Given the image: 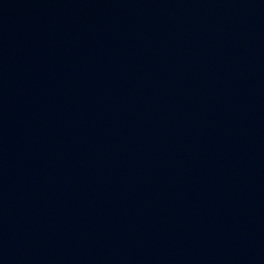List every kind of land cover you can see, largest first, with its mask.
<instances>
[{
  "label": "water",
  "instance_id": "1",
  "mask_svg": "<svg viewBox=\"0 0 264 264\" xmlns=\"http://www.w3.org/2000/svg\"><path fill=\"white\" fill-rule=\"evenodd\" d=\"M0 264H264V0H0Z\"/></svg>",
  "mask_w": 264,
  "mask_h": 264
}]
</instances>
